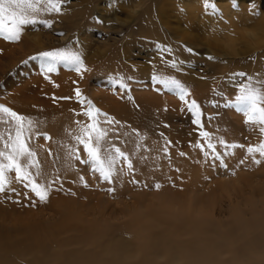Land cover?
<instances>
[{"label": "rangeland", "instance_id": "1", "mask_svg": "<svg viewBox=\"0 0 264 264\" xmlns=\"http://www.w3.org/2000/svg\"><path fill=\"white\" fill-rule=\"evenodd\" d=\"M255 2L257 9L251 7L252 0H67L61 13L43 15L54 21L52 30L37 25L40 31H33L32 26H25L19 42L0 37V104L35 119L36 131L52 137L34 136L30 143L39 146L42 175L37 179L41 183L56 180L49 199L42 202L25 192L14 173L9 174L10 186L18 194H0V221L4 222H0V263L42 264L44 259L43 264L49 260L48 264L65 260L71 261L66 264L85 260L114 264L121 260L122 244L114 237L121 232L143 238L139 256L152 264L160 263L157 250L169 246L166 241H178L182 255L196 258L206 254L199 251L201 244L223 239L222 249L238 260L226 261L213 246V255L222 258L218 264H263L255 259L243 260V250L246 244L253 247L254 238L258 242L264 239L260 229L264 221L257 214L264 208L257 204L264 197V163H253L246 152L248 146L264 141V135L259 132V124L249 122L234 105H226L228 100H235L239 85L248 83L249 77L253 87H261L264 92L257 83L264 81V51L248 52L235 59L214 55L218 59L208 61L206 54L213 53L203 42L210 31L264 21V0ZM37 36L41 38L37 40ZM69 44L73 50L83 48L86 70L82 73L59 65L56 72L45 76L39 60L28 59L41 50ZM157 44L171 47L173 52H163ZM188 47L194 53H188ZM172 59L183 62L179 70L166 63ZM239 72L245 76L236 75ZM153 73L175 76L191 86L186 100L196 99L201 104L202 127L192 122L185 101L153 84ZM118 75L132 77L126 80L129 89L109 79ZM77 88L87 98L85 104L76 98ZM157 88L162 91L157 92ZM87 100L120 121L112 126L117 131L109 132V140L129 152L133 172L125 164L111 181H104L90 164L68 157V148L75 146L82 159L86 158L83 147L72 137L77 122L88 120L82 114ZM212 100L219 106L206 103ZM209 116L216 119L209 120ZM6 129L7 125L0 123V131ZM203 131L212 134L214 143L225 141L220 150L232 153L227 169L209 165L203 158L205 149L200 145L209 142L201 135ZM125 132L130 135L124 136ZM137 144L142 147L137 149ZM231 144H244L245 148L228 147ZM241 158L246 159L243 166L238 163ZM191 203L209 209L217 221L194 225L184 215L168 211L161 215L149 208ZM232 210L236 212L226 219ZM250 216L257 219H243ZM113 239L118 246L104 251L105 243ZM258 245L264 249V241ZM116 247L119 249L115 251ZM71 255L75 259H70ZM129 259L124 264H140V258Z\"/></svg>", "mask_w": 264, "mask_h": 264}, {"label": "snow or ice", "instance_id": "2", "mask_svg": "<svg viewBox=\"0 0 264 264\" xmlns=\"http://www.w3.org/2000/svg\"><path fill=\"white\" fill-rule=\"evenodd\" d=\"M67 0H0V37L7 41L19 42L25 30V26H32L33 31H40L37 25H42L45 29L52 30L54 21L52 19L43 18L44 14L61 13L62 5ZM215 7V5H213ZM251 7L257 9L258 5L255 0H252ZM57 35L63 36V32H57ZM75 43H80L76 40ZM156 47L163 52L172 53L171 47H165L162 44H157ZM188 53H194V49L188 47ZM199 55V53H195ZM83 48L73 50L71 44L65 47L55 48L51 50H41L30 56L29 60H39L41 70L44 75L57 71L59 65H64L68 68H73L77 73H82L86 70ZM208 61H215L218 57L212 54H206ZM222 63L225 61H221ZM27 63V61H25ZM172 68L178 69L182 61L172 59L166 61ZM236 75L245 76L244 72H239ZM206 79V77H201ZM111 82L120 85L122 89H129V83L126 80H131L132 77L124 75L110 76ZM151 80L153 84L162 86L163 90L170 93H175L182 101L187 104L188 110L193 116L192 122L202 127V111L201 104L196 99H191L190 102L186 97L191 95V86L182 82L180 79L172 75H164L153 73ZM264 87V81H257ZM157 88L156 91H162ZM217 95H224L222 92H217ZM75 96L81 104H85L86 97L81 93V89L75 90ZM67 99V98H65ZM129 100L133 98L128 96ZM213 106H219L216 100L207 101ZM234 105L238 111L243 112L247 116L249 122L260 125L259 132L264 135V92L261 87H253L252 77L248 78V83L239 85V94L235 100H228L226 106ZM82 114L88 118L87 122H77V128L74 130L72 139L76 145L82 146L86 153V158L81 157L78 147L68 148L67 155L69 158L74 157L77 161H81L84 165H91L93 172L99 173L104 181H111L114 173L118 168H123L126 164L129 172L134 171L133 160L130 158L129 152L122 150L109 140V132L115 133L116 128L113 125H119L120 121L109 116L108 113L102 112L96 107L91 100H87V104L83 109ZM209 120L216 119L214 116H209ZM0 123L7 125L6 131H0V194L11 193L17 195V189L12 188L9 174L14 173V178L20 183L25 192H30L39 201H47L49 199L51 185L56 183L52 180L46 183H41L37 177L42 175L41 163L38 159V145L33 146L30 142L34 136H43L45 139L51 140L52 137L48 133L36 131L37 121L29 116L22 115L14 111L11 107L0 104ZM107 127H106V126ZM135 132V130H133ZM124 136L130 134L125 132ZM201 135L209 142L205 146L201 143L200 147L203 151V158L209 165L222 166L227 169L228 156L231 152L225 153L220 150V146L225 145L224 140H219L218 143L213 142V136L209 131H203ZM119 139V136H117ZM143 139V137H140ZM142 147L137 144L136 148ZM231 148L244 149V144H231ZM165 153L169 152L168 148L164 149ZM246 152L251 156V161L257 165L264 163V141L258 144L250 145L246 148ZM259 154V157H257ZM181 156L185 154L180 153ZM246 162L245 158H241L238 163L243 166ZM35 169V172H33ZM84 180V177H80ZM85 186L87 182L85 181ZM160 187L159 184L156 185ZM112 191L113 189H108ZM6 198L10 199L6 195ZM31 203V199H30Z\"/></svg>", "mask_w": 264, "mask_h": 264}, {"label": "bare ground", "instance_id": "3", "mask_svg": "<svg viewBox=\"0 0 264 264\" xmlns=\"http://www.w3.org/2000/svg\"><path fill=\"white\" fill-rule=\"evenodd\" d=\"M193 9V8H192ZM231 20L232 21H238V20H236L235 18H231ZM119 37V36H118ZM36 38H41V37H39V36H37ZM110 39V38H109ZM113 39H116V38H113ZM120 39V38H119ZM114 43H116V42H114ZM109 45H111V43H109ZM108 45V46H109ZM116 45V44H115ZM109 48H107V50H108ZM113 50V49H112ZM105 54H107V51H105ZM36 75V74H35ZM34 75V76H35ZM57 78V77H56ZM49 80V79H48ZM74 95V94H73ZM260 199H261V201H259V202H257V204H259L260 206H264V197H260ZM157 206H159V207H157ZM259 206V207H260ZM246 207V206H245ZM136 208V207H135ZM151 210L152 209H155L154 210V212L156 211V212H159L161 215H165L166 213H167V211L169 212V214H171V215H184V216H186V217H188L193 223H194V225H197V224H199V223H202V222H209V221H217V220H215L216 218H218L217 216L215 217V215L213 214V213H210L209 212V209L208 210H206V208L205 207H202V206H195V204H193V203H191V204H189V205H187V206H183V205H171V206H166V207H163V206H161V205H150V207H149ZM205 208V209H204ZM208 208V207H207ZM258 208V207H257ZM261 208V207H260ZM233 209V208H232ZM237 210V209H236ZM236 210H232V211H229L228 213H229V215L228 216H226V219H231V218H229L230 217V215H232V214H234L235 212H236ZM135 211V210H134ZM149 211V210H148ZM153 211V210H152ZM239 212V211H238ZM237 212V213H238ZM178 213V214H177ZM257 214L258 215H262V221H264V208L262 209V210H259V211H257ZM225 216V215H224ZM222 217V216H221ZM212 218V219H211ZM213 218H215V219H213ZM220 218V217H219ZM244 220H246V219H248V220H253V219H257V218H255V217H249V218H243ZM260 219V218H259ZM168 220V219H167ZM226 220H223L222 221V223H224ZM0 222H2V223H4L3 222V220L2 221H0ZM31 222V221H30ZM29 222V223H30ZM162 222H163V220H162ZM219 222V221H218ZM36 223V222H35ZM210 223V222H209ZM221 223V224H222ZM34 224V223H33ZM162 224V223H161ZM164 224H167V223H164ZM202 224H204V223H202ZM214 224V223H213ZM29 225V224H28ZM159 225H160V223H159ZM216 225V224H215ZM157 226H158V224H157ZM25 227H27V226H25ZM170 227V226H169ZM259 227V226H258ZM261 227V226H260ZM259 227V228H260ZM24 228V227H23ZM137 228H139V225L137 226ZM159 228V227H158ZM165 228V227H164ZM261 229V233L262 234H264V226L262 227V228H260ZM237 232V231H236ZM121 233V232H120ZM117 234V235H115L114 237H116V242H118V239H119V242H121V244H122V251H121V253H120V256H121V260H119V261H117V262H115L114 264H124L125 263V261H129L130 259H129V257H131V258H133V260L134 259H138V258H140L139 259V261H140V264H152L151 262H150V260L148 259V258H144V256H139L140 255V251L142 250V244H144V241L142 240L143 238L139 235V234H134V235H131L130 233L129 234H126V233H123V234ZM239 233H240V230H239ZM161 234V233H160ZM244 235H245V233H243ZM160 236H164L163 234L162 235H160ZM159 235H158V237H160ZM168 236V235H167ZM182 236H184V235H182ZM238 236H240V235H238ZM164 237H166V236H164ZM185 237V236H184ZM260 237V236H259ZM132 239V240H130V239ZM169 238H170V236H169ZM176 238V237H175ZM165 239H167V238H165ZM170 239H172V238H170ZM181 239V238H180ZM162 240V239H161ZM184 240V239H183ZM218 240V239H217ZM224 240V239H223ZM223 240H219L220 242L219 243H217V242H215V241H213V242H211V243H204V244H201V249L199 250L200 252H204V253H206V254H202V255H200V257L198 256V257H196V258H193L194 256H191L190 258H188L187 256H185V255H182L181 253H182V250H181V248L179 247V244L177 243L178 241H176L175 243H172V242H170V241H166V242H168V244H169V246L168 245H166V246H164V248H162V247H160L159 248V250H157V255H158V257H159V259H160V263L159 264H218L220 261H222V258H220V257H218V256H215V255H213V253H212V251H211V249H212V247L213 246H216L217 248H218V252H219V254L221 255V256H224L225 257V259H226V261L227 260H233V261H237L238 260V257H235V258H233V257H231L230 255H229V251H228V253H227V251L226 250H223L222 248L225 246L224 245V242L225 241H223ZM228 240V239H227ZM262 241H264V239L262 240ZM262 241H259V242H262ZM118 242V243H119ZM253 242L255 243L254 245H253V247L252 248H250V245L249 244H246L244 247V250H243V260L244 259H255V260H258V261H260V262H262L263 264H264V249H260V246L258 245V241H255V238L253 239ZM134 243H136L135 245H134ZM215 244H217V245H215ZM230 244H232V243H230ZM229 244V245H230ZM104 246H107V248H105L104 249V251H112V250H114V248H115V246H118V244H115L114 245V239L113 240H110V241H108V242H106L105 243V245ZM133 247H135V248H133ZM136 247H139L138 249L136 248ZM193 247V246H192ZM221 247V248H220ZM229 247V246H228ZM59 248L61 249V247L59 246ZM117 248L118 247H116V249H115V251L117 250ZM227 248V247H226ZM119 249V248H118ZM188 249V248H187ZM222 249V250H221ZM190 251V250H189ZM63 252V251H62ZM66 252V251H65ZM65 252H63L62 253V255L63 256H66L67 257V255H65ZM118 252V251H117ZM196 253H197V251H196ZM58 254V253H57ZM181 254V255H180ZM199 254V253H198ZM227 254V255H226ZM109 255H110V253L108 252V254L106 255V256H108L109 257ZM112 255V254H111ZM118 255V254H117ZM192 255V254H191ZM105 256V257H106ZM210 256V257H209ZM79 257H81V256H79ZM84 257V256H83ZM37 257H35V259H36ZM46 258H49V257H46ZM68 258H70L69 256H68ZM72 258H74L72 255H71V258L70 259H72ZM77 258V257H76ZM113 258V257H112ZM116 258V257H115ZM114 258V259H115ZM43 258H41V260H42ZM75 259V258H74ZM73 259V260H74ZM80 259H82V258H80ZM85 259V258H84ZM84 259H82V260H84ZM87 259V258H86ZM33 260L34 259H32V260H30V262H32V263H34L33 262ZM39 260V259H38ZM44 260V259H43ZM42 260V261H43ZM45 260H47V259H45ZM58 260H59V258L56 260L57 261V263H59L58 262ZM79 260V258L76 260V261H78ZM26 261V260H25ZM29 261V260H28ZM27 261V262H28ZM40 262V263H44V262ZM48 261V260H47ZM75 261V262H76ZM136 261V260H135ZM36 262V261H35ZM38 262V261H37ZM49 262H50V260H49ZM49 262H45L46 264H48ZM68 262H71V261H67V260H65V262L64 263H62V264H66V263H68ZM74 262V261H73ZM81 262V261H80ZM80 262L78 263V264H80ZM83 262V261H82ZM101 262V261H100ZM99 262V263H100ZM107 262V261H106ZM137 262V261H136ZM135 262V263H136ZM25 263V262H24ZM85 264L86 263H88V262H86V260H85V262H84ZM84 263H81V264H84ZM112 263V262H111ZM127 263V262H126ZM133 262L131 261V264H132ZM0 264H2V263H0ZM29 264V263H28ZM37 264V263H36ZM75 264V263H74ZM88 264H93V263H88ZM97 264V263H96ZM127 264H129V262L127 263Z\"/></svg>", "mask_w": 264, "mask_h": 264}, {"label": "clouds", "instance_id": "4", "mask_svg": "<svg viewBox=\"0 0 264 264\" xmlns=\"http://www.w3.org/2000/svg\"><path fill=\"white\" fill-rule=\"evenodd\" d=\"M203 42L213 55L227 59H235L248 52L264 51V21L210 31L205 34Z\"/></svg>", "mask_w": 264, "mask_h": 264}]
</instances>
